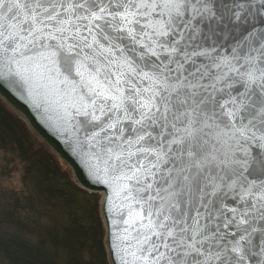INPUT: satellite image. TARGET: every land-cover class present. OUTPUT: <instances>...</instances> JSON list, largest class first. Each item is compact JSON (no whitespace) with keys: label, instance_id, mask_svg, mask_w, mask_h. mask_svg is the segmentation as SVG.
<instances>
[{"label":"snow or ice","instance_id":"1","mask_svg":"<svg viewBox=\"0 0 264 264\" xmlns=\"http://www.w3.org/2000/svg\"><path fill=\"white\" fill-rule=\"evenodd\" d=\"M0 82L121 200L122 264H264V0H0Z\"/></svg>","mask_w":264,"mask_h":264},{"label":"trees","instance_id":"2","mask_svg":"<svg viewBox=\"0 0 264 264\" xmlns=\"http://www.w3.org/2000/svg\"><path fill=\"white\" fill-rule=\"evenodd\" d=\"M0 150L22 167L21 191L0 188V264H109L100 196L1 100Z\"/></svg>","mask_w":264,"mask_h":264},{"label":"water","instance_id":"3","mask_svg":"<svg viewBox=\"0 0 264 264\" xmlns=\"http://www.w3.org/2000/svg\"><path fill=\"white\" fill-rule=\"evenodd\" d=\"M0 100L16 114L28 127L30 133L43 144L52 154L56 156L63 167L68 168L76 185L85 191L100 196L101 218L104 223L106 252L109 264H122L121 256L124 243L128 237L123 232L120 217L121 200L106 185L97 182L77 162L72 155L69 145L61 134L52 127L47 116L55 119L56 114L52 108L45 113L42 108H36L25 96L9 89L6 84L0 82ZM112 199V211H108V200ZM126 210V209H125ZM115 233V235H113ZM114 246L116 251L114 252Z\"/></svg>","mask_w":264,"mask_h":264},{"label":"rangeland","instance_id":"4","mask_svg":"<svg viewBox=\"0 0 264 264\" xmlns=\"http://www.w3.org/2000/svg\"><path fill=\"white\" fill-rule=\"evenodd\" d=\"M12 160L0 150V188L3 191H21L22 188V167Z\"/></svg>","mask_w":264,"mask_h":264}]
</instances>
